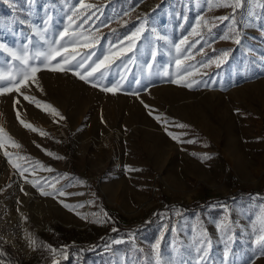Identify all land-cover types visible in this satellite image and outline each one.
<instances>
[{
	"label": "rangeland",
	"instance_id": "374dc122",
	"mask_svg": "<svg viewBox=\"0 0 264 264\" xmlns=\"http://www.w3.org/2000/svg\"><path fill=\"white\" fill-rule=\"evenodd\" d=\"M87 2L95 7L85 28L100 37L98 55L107 51L110 41L130 35L145 22L134 49L138 59L125 73L123 89L127 92L112 98L84 90L74 78L55 74L38 78L39 87L32 85L28 93L56 108L66 118L63 120L42 104L43 110L27 108L22 97L14 106L16 94L8 100L0 98V128L20 145L11 147L6 141L0 149V198L23 217L37 244L30 262H21L11 251L13 256L19 264H53L54 259L60 262L69 255V264H158L152 245L160 239V264H197L194 241L202 229L210 241L206 264H264V255L253 242L252 227L255 216L264 209V197L255 195L264 192V15L258 0H249L237 12L239 45L232 39H220L232 21L216 18L231 15V9H209L205 0ZM76 7V0H0V43L18 46L24 37L45 27V20L51 39L68 24L67 16ZM249 9L257 13L250 23ZM199 16L209 20L211 32L204 28L201 36H189ZM184 36L190 42L199 41L191 49L193 59L185 66L196 65V74L189 81L204 83L193 84L191 89L171 82L176 78L172 45ZM124 43L126 47L127 41ZM223 50L229 56L220 68L215 64L200 67L201 61ZM5 55H0V63ZM147 64L153 65L151 75ZM111 70L114 81L119 80L120 61ZM164 71L171 75L164 76ZM60 79L65 81L63 87L57 85ZM134 90L139 97L131 94ZM77 92L87 102L82 116L75 115L80 108ZM70 100L75 110L66 115L63 103ZM155 116L166 117L169 123L165 125ZM179 124L188 127H177ZM5 150L15 162H19V154L53 169L42 171L51 179H63L56 183L64 185L59 189L77 194L56 198V206L44 200L46 209L38 212L34 202L26 199L28 195L37 199L35 194L19 180ZM205 154L210 159L202 160ZM244 192L251 196L245 197ZM230 196L236 197L223 203ZM61 201L83 207L65 208ZM172 207L175 209L162 213ZM160 212L157 223L144 229ZM97 220L103 222H94ZM223 222L232 225L228 235L218 227ZM113 228L122 232L116 231L115 241L120 243L111 241L110 249L86 259L69 253L77 245L92 247ZM226 251L230 253L227 257Z\"/></svg>",
	"mask_w": 264,
	"mask_h": 264
},
{
	"label": "snow or ice",
	"instance_id": "6c2138e0",
	"mask_svg": "<svg viewBox=\"0 0 264 264\" xmlns=\"http://www.w3.org/2000/svg\"><path fill=\"white\" fill-rule=\"evenodd\" d=\"M205 2L209 9L212 7L231 9V15L216 18L221 22L227 20L232 21L231 25H229L228 32L220 36V39H232L235 44L239 45L241 43V33L239 23L235 17L238 10L243 9L244 5L248 3L249 0H205ZM253 2H256V0H253ZM76 3L77 7L72 10V15L67 16L68 24L53 36V38L49 39V29L47 26L48 20H45V27L37 28L32 35L24 37L18 46L0 43V55L6 53L3 62L0 63V96L16 94L13 98L14 106L21 103L19 97H22L23 101L35 104L37 107L41 106L42 102L35 96L28 94V91L34 84L39 87L37 74L42 70H48L51 72H72L74 75L78 76L80 80L92 84L93 87H99L102 91L111 92L113 94L123 89V81L126 79L125 73L128 69V65L135 64L138 59L134 49H136L137 41L141 39L142 33L145 31V22H141L139 26H136L135 30L132 31L130 35H126L122 39L117 38L114 42L110 41L107 51H103L98 55L96 47L99 43L100 37L96 34V31H93L91 28H85V25H88L89 21L93 18L94 13L90 14V10L93 9L95 5L88 3L87 0H76ZM258 5L261 9V15H264V0H258ZM125 15H127V13H125ZM248 16L250 23L257 18V13L254 10L249 9ZM209 23V20H206L203 16H199L195 24L191 27L189 36H201V29L204 28L211 32ZM212 27H218V25L212 24ZM189 36H184L178 43L172 45L176 53L174 59L176 78L171 79V82L174 84H183L191 89L193 84L204 82L202 80H188L189 77L196 74V65H185L187 61L193 59L191 56V49L199 42H190ZM125 41H127L126 47L124 43ZM84 49H90L91 51H83ZM201 51H203V49H201ZM128 53H133V55L128 56ZM151 56L155 58L156 52L152 51ZM228 56L229 51L223 50L220 55L209 58L206 62L201 61L200 67L208 68L215 64L216 68H220L222 63L226 62ZM93 57H96V59L94 60ZM117 61H120V67L122 69L120 79L115 81L107 80V83H101V81L105 80L108 71L116 65ZM146 66L149 70V75H151L153 65L147 64ZM163 75L170 76L171 74L168 71H164ZM135 83L141 85L140 80H136ZM131 94L139 97L138 90H134ZM141 103H143L142 100ZM145 107L147 108L149 106L145 105ZM43 108L50 109L51 114L59 117L61 120L66 119L50 104L44 103ZM149 114L151 115L152 112H149ZM154 118L165 125L169 123L166 117L155 116ZM17 119H20L19 111H17ZM20 123L33 131H37V129L33 128L31 124H26L23 120H20ZM176 126L180 128L188 127L184 124ZM165 130L167 131V129ZM41 134L47 135L43 132H41ZM168 135L172 136L174 140L178 139L171 132H169ZM6 141L11 147H20L11 136H8L4 130L0 128V149L5 148ZM188 143H193V141L189 140ZM47 154L53 156L55 159H63V157L56 156L51 152H48ZM4 156L9 157L8 162L19 172V175L24 179L25 183L31 184L34 188L39 189L42 196H53L54 198H58L77 194L66 193L63 190L56 188L55 184L58 183L59 180L49 181L47 178L41 180L36 177L35 174L38 170H45L48 172L53 171V169L46 167L39 161H33L31 157L20 156L17 154L16 160L19 162H15L6 150L4 151ZM201 159H210V157L205 154ZM138 170L139 169H137V171ZM25 173H29L33 178L29 179L25 176ZM47 188H51V190H46ZM21 191H24L23 187H21ZM24 194L27 195L28 193L25 192ZM61 203L65 208L83 207V205L80 204L69 205L63 201H61ZM177 215H179V213H177ZM82 218L86 219V217ZM94 222L102 223L103 221L97 220ZM165 227L167 226L165 225ZM218 227L222 232H225L226 235L232 230V225L228 222L220 223ZM252 227L255 232L253 242L259 247L260 254L264 255V209H261V211L255 216ZM26 239L31 246L36 244L35 239L30 234ZM231 239L232 237L229 235L228 240L231 241ZM115 243H120V241H115ZM194 244L196 246L195 251L198 257L197 264H206L210 241L204 230H200V235L194 241ZM160 245V239H157L152 245V251L157 257L158 264H160L159 258L161 255ZM46 247H49V250L53 253L57 251L54 248H50V246ZM229 254V251H226L225 257ZM0 264H3V261H0ZM53 264H59V262L54 259Z\"/></svg>",
	"mask_w": 264,
	"mask_h": 264
},
{
	"label": "crops",
	"instance_id": "0c3cea01",
	"mask_svg": "<svg viewBox=\"0 0 264 264\" xmlns=\"http://www.w3.org/2000/svg\"><path fill=\"white\" fill-rule=\"evenodd\" d=\"M85 70H87V69H85ZM54 74L55 75H59L61 77H64V79L65 78H74L76 80V84H78V86H80L81 88H83L84 90H87L89 92L96 93V91H97L101 95H106L109 98H112L114 96V94L111 93V92L102 91L101 88H99V87H93L92 84L86 83L85 81L80 80L79 77L76 76V75H74L72 72H51V71H48V70H42L37 75H38V78L40 79L41 77H43L45 75L46 76H49V75H54ZM107 80H113L114 81L112 70L111 71H108L105 80L101 81V83H107ZM57 85L63 87L65 85V81L63 79H60L59 80V83ZM126 92H127L126 90L122 89L121 91L116 92L115 95H121V93L123 94V93H126ZM77 94H78V96L76 97L77 98L76 99V102L77 101L79 102V105L78 106H80V108L78 109V112L75 113V115L82 116L85 113V111H86V109L84 108L83 105H84V103H87V102H86L85 99L82 98V95H80L78 92H77ZM12 95L0 96V98H3L5 100H8V99H10L12 97ZM37 99H39L42 102L41 103L42 105L45 103L44 102V99H42V98H37ZM24 102H25V105L27 106V108L28 107H30V109H35L36 108V105L35 104L29 103L27 101H24ZM63 104L65 105L64 108L68 111V113H66V115H70L71 109H72V112L75 110V108H72V105H73L72 100H70L67 104H66V102L63 103ZM92 109H93V107H92ZM40 110H43V108L40 107ZM64 129H65L64 127L61 128V130H63V131H64ZM35 175H36V177L40 178L41 180H44L45 178H47V180H49V181H56L58 179L56 177H53L51 179L50 178V174H47V173L43 172L42 170H38ZM25 176H27L29 179H32L33 178V176L30 175L29 173H25ZM19 178H20L19 180H21L22 182H24L23 184H25L26 186H29L30 187V191L35 194V196H36L37 199H34L32 195H28V197L26 199L27 200L30 199L32 202H34L33 204L35 205V207L38 210V212L42 213V212L45 211L46 208L44 207V205L46 204V201H44V200H47L48 203H52L53 206H56V204L58 203V201H57L56 198H54L53 196H42L40 194V190L39 189L34 188L31 184L25 183L24 179H22L20 175H19ZM59 181H63V179H59ZM58 185H60V184H55V187L56 188H59L61 186H64L63 184H61L60 186H58ZM41 242H42V240H41Z\"/></svg>",
	"mask_w": 264,
	"mask_h": 264
},
{
	"label": "built area",
	"instance_id": "2783aa9c",
	"mask_svg": "<svg viewBox=\"0 0 264 264\" xmlns=\"http://www.w3.org/2000/svg\"><path fill=\"white\" fill-rule=\"evenodd\" d=\"M35 235L26 228L21 215L15 214L5 198H0V241L10 248L21 262H30L36 254L37 244L31 246L26 237Z\"/></svg>",
	"mask_w": 264,
	"mask_h": 264
},
{
	"label": "trees",
	"instance_id": "16d2710c",
	"mask_svg": "<svg viewBox=\"0 0 264 264\" xmlns=\"http://www.w3.org/2000/svg\"><path fill=\"white\" fill-rule=\"evenodd\" d=\"M244 193H245V197L251 196L247 192H244ZM255 195H259V196L264 197V192L263 193H256ZM235 197L236 196H230V197L225 198L222 201L225 204H229L230 202H232V200H234ZM175 208H177V207L175 206ZM175 208H173V207L168 208L165 212L162 211V213H166V212L170 211L171 209H175ZM186 209L189 212L194 211V209H191V208L190 209L186 208ZM160 214H161V212L158 214L159 216L154 217L150 221V223L145 224L144 229L155 225L157 223L158 219L160 218ZM116 231L122 232L121 229L118 230V228H117L115 230V228H113V230H111L103 240L98 241L92 247L85 248L82 245H77L74 247H70L69 253L82 256V259H86L88 256H90L92 254H99L106 249H110L111 248V241H115L119 236V233H117ZM128 233H129V230L123 232V236L124 237L128 236ZM39 244L43 245V243H41V242ZM70 257H71V255H69V257H67L65 260L60 261L59 264H69L70 263V259H69ZM0 261H3V264H19V261L13 256L10 248L8 246H6L4 243H2L1 241H0Z\"/></svg>",
	"mask_w": 264,
	"mask_h": 264
}]
</instances>
